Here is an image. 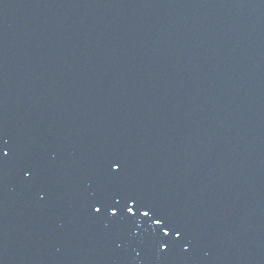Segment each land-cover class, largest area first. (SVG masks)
I'll return each instance as SVG.
<instances>
[{
	"label": "water",
	"instance_id": "obj_1",
	"mask_svg": "<svg viewBox=\"0 0 264 264\" xmlns=\"http://www.w3.org/2000/svg\"><path fill=\"white\" fill-rule=\"evenodd\" d=\"M205 264H264V0H164Z\"/></svg>",
	"mask_w": 264,
	"mask_h": 264
},
{
	"label": "snow or ice",
	"instance_id": "obj_2",
	"mask_svg": "<svg viewBox=\"0 0 264 264\" xmlns=\"http://www.w3.org/2000/svg\"><path fill=\"white\" fill-rule=\"evenodd\" d=\"M9 152L10 149L5 150V146L0 145V161L9 157ZM91 207L94 209V215L99 214V216L103 217L106 213H109L108 218L116 223L133 225L138 220L146 223L151 222L150 227L153 230L150 232V235L157 240L170 238L174 233V239H168L167 244L164 245L165 251H170L177 242L184 238V233L179 228L174 227L167 218L157 214L153 208L142 204L134 196H127L125 198L119 195V193H114L109 188H101L95 193V199ZM133 209H136V211ZM137 213H139V216Z\"/></svg>",
	"mask_w": 264,
	"mask_h": 264
}]
</instances>
